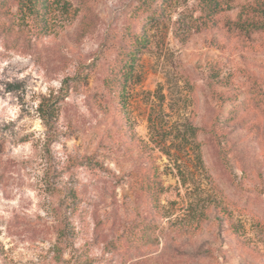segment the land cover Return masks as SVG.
I'll list each match as a JSON object with an SVG mask.
<instances>
[{
    "label": "rangeland",
    "instance_id": "rangeland-1",
    "mask_svg": "<svg viewBox=\"0 0 264 264\" xmlns=\"http://www.w3.org/2000/svg\"><path fill=\"white\" fill-rule=\"evenodd\" d=\"M87 1L77 41L75 0L58 37L0 0V264H264V33L229 25L254 0L168 5L124 107L92 96L141 0Z\"/></svg>",
    "mask_w": 264,
    "mask_h": 264
},
{
    "label": "trees",
    "instance_id": "trees-1",
    "mask_svg": "<svg viewBox=\"0 0 264 264\" xmlns=\"http://www.w3.org/2000/svg\"><path fill=\"white\" fill-rule=\"evenodd\" d=\"M17 9V14L20 20L30 21L33 27L47 28L49 34L53 37H58L59 34L54 31L55 19L58 15H68L73 9L70 0H13ZM182 0H141L139 6L133 10L136 23L141 26L140 31H134L127 28L116 39V56L110 62L107 69V74L103 79L104 92L92 96L93 100L100 103L101 106H110V101H117L118 105H125L126 97H128V89L132 85L138 84L141 79L137 72L140 55L150 45V39L147 31L153 27L157 21L160 12L173 2ZM202 7V12L206 17H215L221 12L230 9L233 0H199ZM76 15L80 14V20L75 33V39L78 41L84 38L94 27L96 16L93 14L87 0H75ZM74 11V12H75ZM230 27H233L239 33L248 36L250 33H264V0H254L252 4L243 5L239 8L237 17L234 21L229 22ZM94 68V63L91 62L87 66H79L76 68L72 77L64 79L62 85L65 90H71L77 85L83 86L88 78L89 73ZM66 91V92H68ZM254 101L257 104H262L263 99L255 96ZM47 110L42 111V121L47 126ZM231 112L224 117V120H219L220 123L228 120L231 117ZM86 165L93 167L95 163L91 160L85 162ZM150 192V188L146 189ZM111 245V243L109 244ZM109 247V246H108Z\"/></svg>",
    "mask_w": 264,
    "mask_h": 264
}]
</instances>
